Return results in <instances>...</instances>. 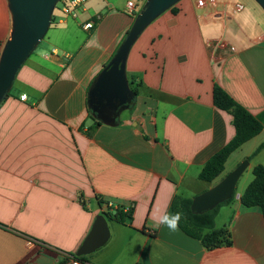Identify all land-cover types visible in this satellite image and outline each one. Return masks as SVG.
I'll list each match as a JSON object with an SVG mask.
<instances>
[{
    "label": "crops",
    "instance_id": "1",
    "mask_svg": "<svg viewBox=\"0 0 264 264\" xmlns=\"http://www.w3.org/2000/svg\"><path fill=\"white\" fill-rule=\"evenodd\" d=\"M146 1L137 0L132 12L127 0L81 2L75 17L59 18L52 28L51 19L50 34L17 70L0 102V264L66 262L95 215L116 207L130 209V218H106L108 240L83 263L264 264L263 215L240 202L251 179L214 217L231 244L207 249L181 228L155 227L172 213L175 196L206 190L225 174L232 153L242 151L231 170L264 141V10L255 0L257 8L229 16L234 0H226L220 14L197 18L195 0H177L175 11L170 6L156 16L127 52V80L134 75L140 84L133 104L111 119L97 116L88 90ZM89 19L93 27L84 29ZM11 26L8 0H0V55ZM216 37L235 49L216 50L220 58L213 60L206 40ZM214 84L263 129L207 182L198 173L235 132L232 116L213 103ZM254 156L262 158L253 162ZM252 157L245 170L264 166V147Z\"/></svg>",
    "mask_w": 264,
    "mask_h": 264
},
{
    "label": "water",
    "instance_id": "2",
    "mask_svg": "<svg viewBox=\"0 0 264 264\" xmlns=\"http://www.w3.org/2000/svg\"><path fill=\"white\" fill-rule=\"evenodd\" d=\"M59 0H8L11 13V32L0 55V102L8 92L14 76L48 29L52 9ZM177 0H147L135 17L124 40L111 60L99 72L88 90V102L108 107L116 113L132 98L125 73L127 52L143 28ZM264 10V0H256ZM249 160L244 159L206 190L191 198L193 213H203L215 208L232 195L235 185ZM108 222L103 213L95 215L92 225L77 248L74 256L89 254L101 247L109 238Z\"/></svg>",
    "mask_w": 264,
    "mask_h": 264
},
{
    "label": "trees",
    "instance_id": "3",
    "mask_svg": "<svg viewBox=\"0 0 264 264\" xmlns=\"http://www.w3.org/2000/svg\"><path fill=\"white\" fill-rule=\"evenodd\" d=\"M175 11L174 6L170 7ZM134 13V17L137 16ZM54 16H52V22ZM129 84L131 85L132 98L130 104L134 102V96L138 92V84L136 82V76L131 75L128 77ZM8 95L6 93L4 98ZM214 105L222 110H225L232 116V124L234 126L233 137L218 151L211 155L204 166L198 173V178L213 182L220 177L224 170V165L229 155L238 149L244 142L251 139L261 132L263 129L262 123L245 107L236 102L220 85L214 84L212 90ZM264 147V141H262L253 151L250 159L260 149ZM253 177L251 181L246 185L243 193L240 196V202L245 207H258L264 218V166L262 164H256L252 168ZM234 197V191L229 199L220 203L215 208L203 212L193 213L190 209L191 198H184L181 196H175L172 201V213L180 211L184 214L185 219L181 221L180 228L188 235L199 239L202 244L211 249L221 245L231 244L230 234L226 227H216L214 223V217L218 208ZM102 213L107 219H113L118 222L124 223V221L130 218V209L123 211V208L116 207L114 210L108 208L103 210ZM74 255V254H73ZM83 255L75 257L81 260ZM65 261L57 262L56 264H64Z\"/></svg>",
    "mask_w": 264,
    "mask_h": 264
},
{
    "label": "built area",
    "instance_id": "4",
    "mask_svg": "<svg viewBox=\"0 0 264 264\" xmlns=\"http://www.w3.org/2000/svg\"><path fill=\"white\" fill-rule=\"evenodd\" d=\"M61 1H62V6L60 9L62 13L65 14V16L69 15L71 17H75L76 7H78L80 3L85 0H61ZM136 1L137 0H127L126 6L129 12H132L133 9L135 8ZM225 5H226V0H195L196 17L201 18L203 16L213 14L214 12L220 14L221 13L220 10L221 9L223 10ZM244 7L245 5L243 2H241L240 0H234L231 4V7L229 8V12H228L229 16L230 15L233 16L237 14L238 12L242 11ZM98 18L99 16H97V19ZM93 23L94 21L89 19L83 23V28L90 29L91 27H93ZM263 38H264V34H261L259 36V39L261 40ZM206 46L209 47L211 51L213 52L211 56L213 60H218L220 58V56L214 51L216 50H223V51L232 50L233 51L235 49V47L230 42H228L222 37L207 39ZM24 98H25V94H22L20 96V99H24ZM27 244H33V241L28 240ZM64 264H85V263H83L81 260L75 257H72L68 261H66Z\"/></svg>",
    "mask_w": 264,
    "mask_h": 264
},
{
    "label": "rangeland",
    "instance_id": "5",
    "mask_svg": "<svg viewBox=\"0 0 264 264\" xmlns=\"http://www.w3.org/2000/svg\"><path fill=\"white\" fill-rule=\"evenodd\" d=\"M240 1L244 3L245 9L248 10V11L253 10L254 9V6L256 8H257V6H259V5H257L258 3H256L255 0H240ZM61 6H62V1L60 0V1H58V2L55 3V5H54V7L52 9V14L54 16V21H53V23L50 26L51 28L53 27V25L58 24V23H56L57 22V19H59V18H65V14H63L62 11H61V9H60ZM76 11L79 12L80 11V7L78 9L76 7ZM70 21H71V19L70 18H67V23H70ZM49 29L50 28L48 27V29L44 33L43 37L46 38V36H48L50 34L48 32ZM36 47L38 48L39 46H35V48ZM129 104H130V102L127 105H129ZM125 114H126V109H122L121 110V113H120V118L123 119L125 117ZM241 153H242V151H240V149H238L237 151H235L234 153H232V155L230 156L228 162L226 163V168H225L226 170H224V173L225 174L228 173L229 171H231V168L235 165L236 161L241 156ZM261 158L262 157L255 158V156H254V157H252V160H253V162H258V160L261 159ZM252 177H253L252 169L247 168L244 172H242L241 176L237 180L235 189L239 188L241 186V184H243V182L246 183V181H248L249 179H252Z\"/></svg>",
    "mask_w": 264,
    "mask_h": 264
},
{
    "label": "clouds",
    "instance_id": "6",
    "mask_svg": "<svg viewBox=\"0 0 264 264\" xmlns=\"http://www.w3.org/2000/svg\"><path fill=\"white\" fill-rule=\"evenodd\" d=\"M183 219H185L184 214L180 211L171 214L165 212L157 219L155 227L159 229L161 226H164L170 232L176 233L179 231L180 224Z\"/></svg>",
    "mask_w": 264,
    "mask_h": 264
},
{
    "label": "flooded vegetation",
    "instance_id": "7",
    "mask_svg": "<svg viewBox=\"0 0 264 264\" xmlns=\"http://www.w3.org/2000/svg\"><path fill=\"white\" fill-rule=\"evenodd\" d=\"M95 100L96 98H92L90 106H91L92 112L96 114L97 116L111 119L117 114V112L111 113L108 107H102V105H100L99 103H96Z\"/></svg>",
    "mask_w": 264,
    "mask_h": 264
}]
</instances>
